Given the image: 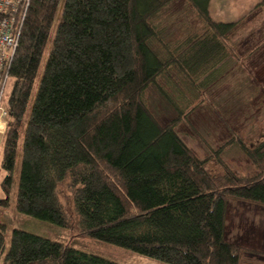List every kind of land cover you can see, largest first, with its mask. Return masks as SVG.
Masks as SVG:
<instances>
[{"label":"trees","instance_id":"trees-1","mask_svg":"<svg viewBox=\"0 0 264 264\" xmlns=\"http://www.w3.org/2000/svg\"><path fill=\"white\" fill-rule=\"evenodd\" d=\"M172 1L30 0L9 69L0 204L21 149L18 215L69 226L57 192L65 185L82 235L167 264H261L252 257L264 251L228 242L225 226L228 201L264 207V140L247 146L232 136L203 161L176 131L184 111L162 125L143 100L160 76L193 90L192 79L204 76L199 85H207L232 47L239 21L214 20L211 0H184L202 33L162 59L149 44L151 20ZM255 6L264 10V0ZM232 145L256 175L225 166L220 156ZM211 160L224 175L209 172ZM9 238L2 264H118L21 229ZM5 245L2 230L0 252Z\"/></svg>","mask_w":264,"mask_h":264},{"label":"rangeland","instance_id":"rangeland-1","mask_svg":"<svg viewBox=\"0 0 264 264\" xmlns=\"http://www.w3.org/2000/svg\"><path fill=\"white\" fill-rule=\"evenodd\" d=\"M259 1L261 0H211L209 8L214 20L228 23L239 21L228 37L232 51L229 50L230 47L225 51L227 55L222 67L211 82L200 86L204 76L200 80L194 77L192 81L196 89L193 90L185 86L179 76H160L158 86L150 85L143 95L148 110L162 125L176 117L178 110L184 111V122L176 131L200 160L208 159L211 151L232 136L239 137L247 146H255L264 140V10L255 6ZM160 11L151 20L157 35L149 44L165 60L169 55L167 52L174 50L188 36L202 33L199 30L202 23L184 0H173ZM20 28L21 33L22 25ZM12 82L9 79L4 92L2 106L6 115L0 122V145L10 120L6 103L13 88ZM160 88L164 91L165 98L159 94ZM1 151L0 146V160ZM20 154L21 149L16 159L14 185L8 202L6 205L0 204V231H4L6 238L5 251L0 252V264L8 250L9 236L13 229H21L118 264H167L95 240L89 235H82L80 224L73 217L72 204L68 200L70 191L65 185L57 192L62 209L70 217L69 226L59 227L47 221L18 215L15 198L20 174ZM220 158L237 177L248 178L258 173L250 167V162L238 146H227ZM207 169L214 176L224 175L222 167L215 160L208 162ZM5 175L0 161V182ZM5 198L6 194L0 183V200ZM227 207L225 240L264 251V207L234 201H228ZM252 258L264 264V258L255 255Z\"/></svg>","mask_w":264,"mask_h":264},{"label":"built area","instance_id":"built-area-1","mask_svg":"<svg viewBox=\"0 0 264 264\" xmlns=\"http://www.w3.org/2000/svg\"><path fill=\"white\" fill-rule=\"evenodd\" d=\"M0 0V122L4 111V92L10 78L9 69L15 49L19 45L20 27L24 13L28 7V0ZM21 3V4H20Z\"/></svg>","mask_w":264,"mask_h":264},{"label":"bare ground","instance_id":"bare-ground-1","mask_svg":"<svg viewBox=\"0 0 264 264\" xmlns=\"http://www.w3.org/2000/svg\"><path fill=\"white\" fill-rule=\"evenodd\" d=\"M23 2H24V0H23L21 3H23ZM21 3H20V4H21ZM28 3H30V0H28ZM26 10H27V9H26ZM24 14H25V13H24ZM24 18H25V16H24ZM23 21H24V19H23Z\"/></svg>","mask_w":264,"mask_h":264},{"label":"crops","instance_id":"crops-1","mask_svg":"<svg viewBox=\"0 0 264 264\" xmlns=\"http://www.w3.org/2000/svg\"><path fill=\"white\" fill-rule=\"evenodd\" d=\"M261 10H262V9H261ZM221 21H222V20H221ZM202 28H203V25H202V27L199 28V30H202Z\"/></svg>","mask_w":264,"mask_h":264}]
</instances>
